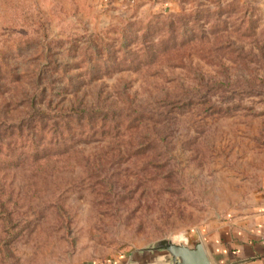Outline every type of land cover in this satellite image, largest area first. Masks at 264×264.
<instances>
[{"label":"rangeland","instance_id":"obj_1","mask_svg":"<svg viewBox=\"0 0 264 264\" xmlns=\"http://www.w3.org/2000/svg\"><path fill=\"white\" fill-rule=\"evenodd\" d=\"M263 195L264 0H0V264H217Z\"/></svg>","mask_w":264,"mask_h":264},{"label":"crops","instance_id":"obj_2","mask_svg":"<svg viewBox=\"0 0 264 264\" xmlns=\"http://www.w3.org/2000/svg\"><path fill=\"white\" fill-rule=\"evenodd\" d=\"M125 6L173 7L178 0H115ZM217 264H264V195L248 215L218 232Z\"/></svg>","mask_w":264,"mask_h":264},{"label":"water","instance_id":"obj_3","mask_svg":"<svg viewBox=\"0 0 264 264\" xmlns=\"http://www.w3.org/2000/svg\"><path fill=\"white\" fill-rule=\"evenodd\" d=\"M147 251L152 253L164 251V260L171 261L172 264H213L201 241L185 244L173 239H164Z\"/></svg>","mask_w":264,"mask_h":264}]
</instances>
